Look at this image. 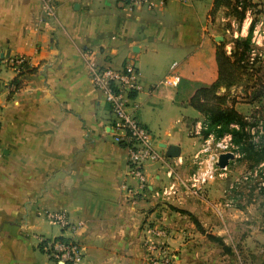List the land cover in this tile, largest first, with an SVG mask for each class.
<instances>
[{"label": "crops", "instance_id": "0c3cea01", "mask_svg": "<svg viewBox=\"0 0 264 264\" xmlns=\"http://www.w3.org/2000/svg\"><path fill=\"white\" fill-rule=\"evenodd\" d=\"M248 1L257 16L264 12V0ZM42 4L0 0V61L24 57L29 65L20 76L0 71V264H54L42 241L57 238L78 243L82 264H146L142 245L150 227L163 231L158 240L175 264L259 259L262 251L252 244L264 235H245L252 206L225 207L227 188L209 183L200 199L183 187L169 198L155 195L184 182L201 156L203 119L188 101L218 80L221 42L233 48L234 37L224 38L236 22L234 0H165L133 11L118 0H53L51 19L43 17ZM174 57L179 62L171 68ZM91 62L112 69L130 63L138 71L133 116L165 158L145 163L146 190L128 176L127 153L110 130V107L89 79ZM225 92L217 95L238 111ZM189 109L197 116L187 115ZM170 146L179 148L178 158L166 157ZM47 212L64 214L67 226L49 222Z\"/></svg>", "mask_w": 264, "mask_h": 264}, {"label": "built area", "instance_id": "2783aa9c", "mask_svg": "<svg viewBox=\"0 0 264 264\" xmlns=\"http://www.w3.org/2000/svg\"><path fill=\"white\" fill-rule=\"evenodd\" d=\"M165 0H118V2L127 10L134 9L151 10L156 3H163ZM42 13L45 19H51L55 16V6L53 0H43ZM255 16V11L248 10L245 19L248 21V29L254 22L250 45L251 49L246 57V64L255 66L263 59L264 52V12L257 16V20L251 19ZM89 79L92 87L102 94L105 102L109 105L112 114V122L110 130L115 143L120 145L127 153L128 176L137 182L139 189L146 190L147 184L144 175V165L147 162H164L165 158L160 155L155 146L152 145V137L149 131L138 122L133 116L139 108L138 104L131 99V94L140 90L138 82V71L133 64H126L121 69L101 68L95 63L89 65ZM175 64L171 68H174ZM9 69L14 74L19 75L29 70V65L24 57H7L0 61V71ZM9 89L14 90L13 83L9 84ZM202 130V125L198 129ZM238 148L233 144L229 134H225L219 139H215L213 135H208L203 139L201 152L199 154H209L204 162H200L199 170L190 175L184 182L178 184H170L168 188H164L156 197L162 196L169 198L175 196L179 187H183L187 193L195 198L200 199L206 185L212 183L217 178L226 177L227 168L219 169L216 166L218 157L221 154L231 153L235 158L240 157L237 152ZM1 154V152H0ZM198 158V155L195 159ZM199 159V158H198ZM197 159V160H198ZM231 162V161H230ZM229 162V163H230ZM173 172L169 171L168 176L172 177ZM255 182L258 190L264 189V163L255 166L251 171L244 173L239 179L234 180L227 187L225 193L230 195L232 191H236L242 184L251 181ZM128 192H130L128 190ZM159 195V196H158ZM233 205V197L225 199L224 206ZM45 218L62 228L67 226V220L62 213L45 214ZM149 234L143 240L144 259L146 264H175V254L170 250L166 243L159 241L164 233L157 227H150L147 230ZM48 256L54 264H82V249L75 241L58 240V241H42Z\"/></svg>", "mask_w": 264, "mask_h": 264}, {"label": "rangeland", "instance_id": "374dc122", "mask_svg": "<svg viewBox=\"0 0 264 264\" xmlns=\"http://www.w3.org/2000/svg\"><path fill=\"white\" fill-rule=\"evenodd\" d=\"M189 3V0H187ZM246 17V16H245ZM247 18V17H246ZM251 19L257 20V14L252 16ZM248 21L244 18L243 22L240 24L237 21L234 24V27H227L229 29V34H225L224 40L227 42L229 36H233V39L241 38L242 26L247 27L246 33L248 34ZM234 31V32H233ZM228 38V39H227ZM224 43V42H221ZM234 49V48H232ZM232 49H227L224 46V50L227 55L230 54ZM240 53V50H237V55ZM175 62V65L178 64L179 60L177 57L171 59V62ZM243 67H240V66ZM240 66L234 70V81L233 85L225 90L229 97V102H232L233 105L238 104V113L241 114L245 121L248 123L246 127L247 138L243 142V146L237 150L240 157L235 158L229 163L227 171L225 172L226 177L223 179L217 178L214 181V185H219L221 188L226 189L230 183L234 180L239 179L244 173L251 171L255 166L260 163H264V52L263 59H261L255 66H249L246 64V58L242 61ZM232 91V92H231ZM183 111L177 112L172 115L173 119H176L178 116H181ZM187 115L194 117L197 116V112L193 109H189ZM203 119V116H201ZM202 125V123H201ZM181 124H176L175 127L179 128ZM185 136V135H184ZM152 137V135H151ZM153 140V139H152ZM203 139L201 140V144ZM153 147L155 144L152 142ZM159 152L158 150H156ZM209 154H204L200 156L195 163L190 167L189 175L196 173L200 167V162H204L208 158ZM233 197V204L238 206L241 203L250 204L252 206L251 220L248 219L245 223V228L247 233L246 236H250V232L255 231V233H260L264 235V189L258 190L255 182L252 180L246 184H242L240 188L236 191H232L230 195L225 194V198ZM223 198H216L215 201H222ZM247 225V227H246ZM253 242V241H252ZM241 245V244H239ZM252 248L258 252L259 259L264 257V242H258L257 246L252 244ZM259 259L252 261L251 264H259ZM237 260V259H236Z\"/></svg>", "mask_w": 264, "mask_h": 264}, {"label": "trees", "instance_id": "16d2710c", "mask_svg": "<svg viewBox=\"0 0 264 264\" xmlns=\"http://www.w3.org/2000/svg\"><path fill=\"white\" fill-rule=\"evenodd\" d=\"M217 1H223L225 5L230 3V0H216V3ZM254 7L255 5L248 0H234L233 15L236 21L241 24L246 12L248 10L254 11ZM253 25L254 22L250 25L245 38L238 37L231 40L234 49L229 55L224 50L225 43L218 46L216 51V61L219 68L218 80L209 87L197 89L188 101V105L203 116L202 130L200 131L202 139L207 138L208 135H213L215 139H219L225 134H229L233 144L241 150H244L242 146L247 138L246 127H248V123L241 114L226 106V95H217V91L220 88L227 90L234 84V70L241 65L251 49L250 37ZM237 50H240L238 55ZM20 75L22 73L18 76ZM13 84L16 86L15 83ZM197 228L199 229L198 226ZM208 239L215 242L224 252H230L229 247L223 243L221 238L209 235ZM58 240L62 239L57 238L54 241Z\"/></svg>", "mask_w": 264, "mask_h": 264}, {"label": "water", "instance_id": "95a60500", "mask_svg": "<svg viewBox=\"0 0 264 264\" xmlns=\"http://www.w3.org/2000/svg\"><path fill=\"white\" fill-rule=\"evenodd\" d=\"M218 41H222V39L218 38ZM180 154L179 148L177 146H170L167 149L166 157L169 159H175L178 158ZM234 160V156L231 153H225L221 154L218 157V161L216 163V166L219 169H224L228 166L230 161Z\"/></svg>", "mask_w": 264, "mask_h": 264}]
</instances>
